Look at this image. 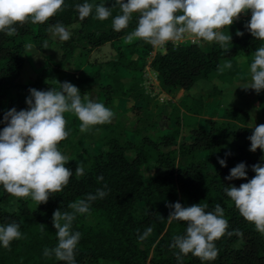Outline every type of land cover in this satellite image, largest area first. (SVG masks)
Instances as JSON below:
<instances>
[{
  "label": "trees",
  "instance_id": "1",
  "mask_svg": "<svg viewBox=\"0 0 264 264\" xmlns=\"http://www.w3.org/2000/svg\"><path fill=\"white\" fill-rule=\"evenodd\" d=\"M84 2L94 7L92 14L81 20L75 6ZM100 4L112 11V16L103 21L95 18V6ZM62 7V11L43 24L17 23L14 36L0 32V121L13 107L18 111L28 108L25 100L14 99L10 94L11 78L20 72L25 61L24 42L18 37H29L35 47L42 50L44 42L48 43L50 25L62 23L67 27L76 22L73 29L75 37L72 35L70 38L73 39L61 42V63L72 56L76 41L82 42L81 48L85 51L129 34L137 26L138 14L134 13L126 29L119 32L113 29L112 20L120 14L115 0H65ZM250 18L249 12L234 25L223 28L224 34L232 36L227 51L216 42L204 45L189 41L179 44L168 42L165 50L155 52L149 61L160 86L170 92L177 88L188 90L198 79L232 81L238 72V48L253 59L255 50L264 45V41L255 39L245 28ZM238 30L244 35H236ZM150 48L151 44L136 38L124 44L123 48H117L115 58L105 61L110 67L109 72L102 73L100 64H97L90 73L83 70L76 76L67 71L66 76L75 79L79 86L94 82L100 84L106 100L114 97L147 100L149 97L140 85L139 70ZM226 62L231 63V68L223 67ZM123 76L130 79L127 87H124ZM24 86L38 90L59 89L54 85L49 88L41 76ZM218 93L217 86L213 85L206 95ZM204 98V94L188 97V100L183 98L180 107L190 114H200ZM135 110L138 117L132 138L125 137L124 128L117 123H105L77 133L79 139L98 141L105 149L91 157L79 177L75 174L77 159L69 157L66 166L73 173L69 183L62 192L50 196L46 204L37 205L33 201L30 205L29 197L17 199L14 210L0 206V223L16 222L22 233V238L13 240L9 248L0 244V264H66L54 255H44L46 248H54L58 243L52 223L53 212L58 208L61 212H72L68 207L70 203L86 199L90 193L95 195L97 189L105 191L106 195L91 201L89 211L77 213L72 224V231L81 233L74 253L76 264H98L100 260L106 264H264V235L240 215L225 192L226 187H239L255 176L252 165H264V150L250 151L248 137L254 126L248 124V111L230 106L225 109L223 118L209 120L208 128L190 123L191 140L164 151L156 140L144 133L155 124L151 122L152 112L143 107ZM64 115L69 132L75 114ZM5 126V123H0V130ZM179 130L180 120L176 116L172 128L160 138L165 143L177 140ZM66 141H70V134L58 147ZM128 150L134 151L132 156L127 154ZM200 151H205L206 155L202 156ZM219 159H225L227 166H222ZM240 162L247 165V178L227 180L230 170ZM142 166L163 171L151 175L146 182ZM9 196L0 185V199ZM179 196L188 200L187 206L201 203L207 205L206 211H214L216 204L223 208L229 225L227 232L233 234H225L215 242L218 255L214 260L201 261L189 253L181 255L178 261L179 250L171 245L174 237L186 233L187 224L179 220L169 221L167 218L174 209L167 205L177 202ZM148 227L153 229L152 233L141 240Z\"/></svg>",
  "mask_w": 264,
  "mask_h": 264
},
{
  "label": "clouds",
  "instance_id": "2",
  "mask_svg": "<svg viewBox=\"0 0 264 264\" xmlns=\"http://www.w3.org/2000/svg\"><path fill=\"white\" fill-rule=\"evenodd\" d=\"M64 4L65 0H0V32L11 37L17 32V23L43 24L62 11ZM115 5L120 9V14L112 20L113 29L117 32L126 29L133 14H138L137 26L125 37L126 43L140 38L153 46H162L191 33L204 41L219 43L227 51L232 36L224 34L222 29L231 26L242 13L249 12L251 18L245 28L255 39L264 41V0H115ZM75 7L83 20L92 14L94 6L84 2ZM111 16L109 7L103 4L95 6L96 19L103 21ZM53 28L61 41L70 39V31L62 23L55 24ZM236 35L243 36L244 33L238 30ZM43 46L48 48L47 41ZM25 48L31 51L34 45L26 43ZM231 66L230 62L223 65ZM250 74L251 82L242 87L254 89L257 93L264 91V45L253 54ZM29 92L26 98L28 108L18 111L13 107L0 121L6 125L0 130V185L10 196L16 199L30 197L40 205L46 204L50 196L62 192L73 174L72 169L66 166L69 157L58 148L70 134L66 130L64 114L74 113L80 121V131L87 132L97 125L111 123L115 113L103 103L87 96L82 98L80 89L67 81L61 83L60 90L30 88ZM248 139L251 141L250 151L264 150V124L255 125ZM219 163L227 166L225 159H219ZM246 169L247 165L240 162L230 170L226 179L247 178ZM252 169L255 176L239 187H226L225 192L240 215L264 235V165L257 163L252 165ZM83 173V165L77 164L76 176ZM105 195V191L97 189L95 195L90 193L86 199L70 203L68 207L72 212H61L59 208L53 212L52 223L58 243L54 248L45 249L46 257L54 255L66 264H76L74 253L81 233L72 231L75 215L87 213L89 203ZM167 206L174 209L167 218L169 221L179 220L187 224L186 233L174 237L171 245L179 250L178 261L181 255L189 253L201 261L214 260L218 255L215 242L225 234H233L227 232L229 225L220 204L215 205L214 211H206L207 205L201 203L185 207L177 201ZM152 231L148 227L140 239H145ZM21 238L18 223L0 225V244L4 248H9L13 240Z\"/></svg>",
  "mask_w": 264,
  "mask_h": 264
},
{
  "label": "rangeland",
  "instance_id": "3",
  "mask_svg": "<svg viewBox=\"0 0 264 264\" xmlns=\"http://www.w3.org/2000/svg\"><path fill=\"white\" fill-rule=\"evenodd\" d=\"M244 15L243 13L241 16ZM240 16V17H241ZM239 19L235 20L232 25H234ZM77 23H73L67 27L70 31V36H74L73 29ZM54 25H50L47 31L48 48L39 50L32 43L29 37H18L24 42V47L26 43H31L34 45L33 50L28 51L25 48V61L20 70V72L11 78L10 94L14 99H22L26 101V98L30 95L29 87L24 85L33 82L37 76H41L44 83L54 85L61 89V83L67 81L76 85L80 89L81 97L87 96L88 98L103 103L106 107L110 108L115 116L112 120L113 123H117L124 128L123 134L127 138H132L134 136L133 129L137 122L136 107H143L149 109L152 112L151 122L155 124L147 131L152 139L156 140L157 145L164 151L177 147L178 143L186 142L191 140L189 133L191 131L190 123H196L199 126L208 128L207 122L211 119H221L224 117L225 109L233 105L244 106V109L250 114L248 124L250 126H255L259 124H264V91L257 93L254 89L245 90L242 86L251 82L250 74V64L253 61L249 58L243 51L238 48L237 50V65L238 72L234 75L232 81L225 82L220 80L206 81L204 79L196 82L195 87L192 89L194 95H205V101L200 114H190L183 111L180 107V100L185 98L188 100V95L190 92H183L182 90L176 92L164 90L156 77L155 72L150 68L148 59H151L152 55L157 51H164L166 42L162 46H153L147 54H145L144 63H142V68L139 70L141 77L140 85L144 88L148 95L147 100H142L140 98L132 97H114L113 99L106 100L105 93L101 90L100 84L89 83L79 86L75 84V79L66 76L67 71H72L74 74H80L82 69H79V64L86 61L87 67H96L100 64L102 73H107L110 67L105 63L106 60L111 59V57H116L117 48L124 46V44H117L114 41H108L105 44L102 43L95 46L89 50L81 48V41H76L73 47V54L65 62H59L61 59V40L54 32ZM223 30V29H222ZM187 33L181 39L174 41V44L198 42L199 44H207L210 42L204 41L203 39L196 37L193 39L194 34ZM73 39V38H70ZM36 53V54H34ZM151 53V54H150ZM147 64V65H146ZM94 68L88 70L91 72ZM130 79L123 76L124 87H127ZM216 85L219 91V95L207 96L206 93L211 91L212 86ZM34 88V87H31ZM200 93V94H199ZM242 108V107H241ZM70 114L72 112H66ZM179 117L180 120V130L177 140L165 143L161 140V135L166 133L175 123V117ZM80 121L75 116L74 124L69 128L70 141L64 142L58 148L66 154L68 157H75L78 164L86 166L91 157L98 151L105 149V146L101 145L98 141L90 140L87 138L79 139L77 133L80 132ZM229 143V142H228ZM71 145V146H70ZM133 150H128L127 154L132 156ZM202 156L206 155L205 151H200ZM163 169L161 168H148L142 166V172L144 175V180L147 182L151 175L156 173H161ZM178 201L183 205H188V200L179 196ZM29 204H33L31 199ZM0 206H3L9 210L16 209L17 199L15 197L9 196L4 199H0ZM0 225H3L0 223ZM98 264H106L104 260H100Z\"/></svg>",
  "mask_w": 264,
  "mask_h": 264
},
{
  "label": "crops",
  "instance_id": "4",
  "mask_svg": "<svg viewBox=\"0 0 264 264\" xmlns=\"http://www.w3.org/2000/svg\"><path fill=\"white\" fill-rule=\"evenodd\" d=\"M189 34V33H188ZM128 34H125V35H122V36H120L119 38H117V39H114V40H112V41H114V42H116L117 44H126V42H125V37L127 36ZM191 35V34H190ZM192 38L194 39L195 38V35L194 36H192ZM135 40V39H134ZM111 41V42H112ZM108 42V41H107ZM106 43V42H105ZM104 43V44H105ZM45 50H46V48H44ZM43 50V49H42ZM151 54V53H150ZM153 56V55H152ZM111 58H115V57H111ZM250 58V57H249ZM149 61H150V59H148L147 60V62L149 63ZM147 65V64H146ZM91 68H94L93 66H89V67H87V63H86V61H84L83 63H81V64H79V69H82V70H84V71H86L87 73H90L88 70H90ZM76 76H77V74H75ZM200 80H202V79H198L196 82H198V81H200ZM204 80H206V79H204ZM206 81H209V80H206ZM211 81V80H210ZM196 82L190 87V89H188V90H185V89H183V88H177L176 89V92H178V91H180V90H182L183 92H185V91H187V93L188 92H190L189 94H193L192 93V89L195 87V85H196ZM200 94V93H199ZM219 95V94H218ZM196 96H198V95H188V97H189V99L191 98V97H196ZM233 106H237V107H242L243 109H244V106H242V104H240V105H233ZM184 111V110H183ZM185 112V111H184ZM186 113H188V112H186ZM189 136H190V134H189Z\"/></svg>",
  "mask_w": 264,
  "mask_h": 264
}]
</instances>
